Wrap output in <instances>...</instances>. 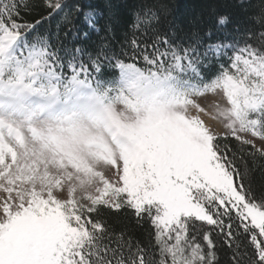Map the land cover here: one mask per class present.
Returning <instances> with one entry per match:
<instances>
[{"label":"snow or ice","instance_id":"6c2138e0","mask_svg":"<svg viewBox=\"0 0 264 264\" xmlns=\"http://www.w3.org/2000/svg\"><path fill=\"white\" fill-rule=\"evenodd\" d=\"M236 7L0 0V264H264V0Z\"/></svg>","mask_w":264,"mask_h":264},{"label":"trees","instance_id":"16d2710c","mask_svg":"<svg viewBox=\"0 0 264 264\" xmlns=\"http://www.w3.org/2000/svg\"><path fill=\"white\" fill-rule=\"evenodd\" d=\"M102 4V0H92ZM166 5L167 20L182 26L185 30H198L204 33L208 29L216 31V18L229 17V24L223 31L230 30L240 16L236 7L237 0H162ZM129 5L133 0H128Z\"/></svg>","mask_w":264,"mask_h":264}]
</instances>
